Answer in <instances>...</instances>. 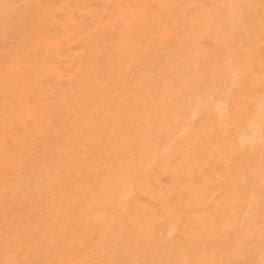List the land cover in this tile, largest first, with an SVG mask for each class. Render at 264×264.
<instances>
[{
  "label": "bare ground",
  "instance_id": "obj_1",
  "mask_svg": "<svg viewBox=\"0 0 264 264\" xmlns=\"http://www.w3.org/2000/svg\"><path fill=\"white\" fill-rule=\"evenodd\" d=\"M0 264H264V0H0Z\"/></svg>",
  "mask_w": 264,
  "mask_h": 264
}]
</instances>
